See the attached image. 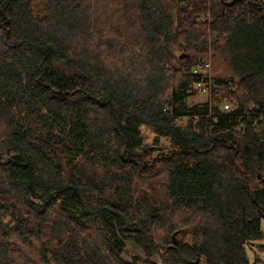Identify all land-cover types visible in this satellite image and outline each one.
Masks as SVG:
<instances>
[{"label":"trees","instance_id":"trees-1","mask_svg":"<svg viewBox=\"0 0 264 264\" xmlns=\"http://www.w3.org/2000/svg\"><path fill=\"white\" fill-rule=\"evenodd\" d=\"M261 218L264 0H0V264H258Z\"/></svg>","mask_w":264,"mask_h":264},{"label":"rangeland","instance_id":"rangeland-1","mask_svg":"<svg viewBox=\"0 0 264 264\" xmlns=\"http://www.w3.org/2000/svg\"><path fill=\"white\" fill-rule=\"evenodd\" d=\"M210 68H211V64H210ZM211 70H212V68H211ZM207 100H208V98L206 95L198 93L196 96L189 97L188 102L189 103L204 102ZM5 158H6V156H4V159ZM260 225H261V228L264 232V218H261V224ZM186 234H187V230L184 228L181 231H179L177 234H175V238L179 241V243H182L183 240L186 238ZM259 244L264 245V239H262V241L258 240V242L247 241L245 247H246V251H247V254L249 256L250 262L253 261L254 254H257L258 258H259L258 264H264V251L259 250V247H258ZM122 255L127 260H130L132 258V256H135V255L144 257V254H143L142 250L140 249V247L132 241L126 242ZM150 259L152 261L157 262L158 264H162L157 255H153L152 257H150Z\"/></svg>","mask_w":264,"mask_h":264},{"label":"built area","instance_id":"built-area-1","mask_svg":"<svg viewBox=\"0 0 264 264\" xmlns=\"http://www.w3.org/2000/svg\"><path fill=\"white\" fill-rule=\"evenodd\" d=\"M195 72L200 73L202 79L196 83H194V89H196L200 94L206 95L208 101L210 100V62L207 61L201 65H198L195 69ZM221 109L224 111H229L232 109V106L227 103L223 102L220 105Z\"/></svg>","mask_w":264,"mask_h":264},{"label":"water","instance_id":"water-1","mask_svg":"<svg viewBox=\"0 0 264 264\" xmlns=\"http://www.w3.org/2000/svg\"><path fill=\"white\" fill-rule=\"evenodd\" d=\"M258 176H259V174H258ZM178 232H179V231H175V232L173 233V235H172V243H171L170 247H174L176 244L179 243V241L175 238V234H177Z\"/></svg>","mask_w":264,"mask_h":264},{"label":"bare ground","instance_id":"bare-ground-1","mask_svg":"<svg viewBox=\"0 0 264 264\" xmlns=\"http://www.w3.org/2000/svg\"><path fill=\"white\" fill-rule=\"evenodd\" d=\"M210 77H211V75H210ZM211 82H212V81H211ZM211 82H210V83H211ZM210 86H211L210 88H212V85H210ZM210 95H211V94H210Z\"/></svg>","mask_w":264,"mask_h":264},{"label":"crops","instance_id":"crops-1","mask_svg":"<svg viewBox=\"0 0 264 264\" xmlns=\"http://www.w3.org/2000/svg\"><path fill=\"white\" fill-rule=\"evenodd\" d=\"M262 241V240H261ZM254 242H258V241H254ZM249 257V256H248Z\"/></svg>","mask_w":264,"mask_h":264}]
</instances>
